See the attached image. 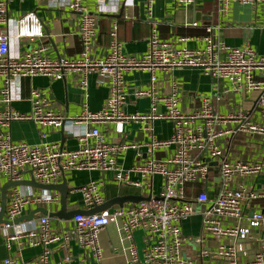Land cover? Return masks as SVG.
Wrapping results in <instances>:
<instances>
[{
  "label": "built area",
  "instance_id": "2783aa9c",
  "mask_svg": "<svg viewBox=\"0 0 264 264\" xmlns=\"http://www.w3.org/2000/svg\"><path fill=\"white\" fill-rule=\"evenodd\" d=\"M13 1L15 0H0V178L10 184L26 180L45 187L57 185L67 173L87 171L102 175L111 173L112 179L118 184L146 188L151 187L153 177L159 176L162 188L156 196L144 198L132 205L104 209L93 214L78 213L71 218L70 230L56 232L50 228L48 215L38 214L37 218H33L35 221H27L24 226L14 225L13 221L31 209L57 204L59 193L40 188L33 191L29 186H11L7 190L3 214L7 223L2 224L1 228L12 231H5L4 246L8 256L0 264H50V245H57L64 252L63 262L69 264L68 248L71 241L80 248L93 251L99 259L97 236L109 224H114L130 243L133 256L132 233L136 230L143 232V264H198V260H214L217 264H264V238L262 247L255 252L247 250L245 245V242L253 239L252 231L264 225V206L259 211H252L248 217L245 216L247 207L256 201H264V189L252 191L242 186L231 188L235 178L255 177L264 172V54L257 55L248 46L229 47L217 39L212 28L206 29V45L202 50L177 47L172 41L161 40L153 26L146 52L139 57L128 56L122 51L117 26L113 24L107 55L95 58L92 50L96 41L98 19L87 11L82 0H69V9L79 14L82 51L77 59H51L47 56L49 47L45 44L31 47L18 56H11L10 36L2 28L9 25L8 5ZM96 1L98 9H103L105 0ZM153 1L155 0H148V3ZM170 1L181 6H193L204 0ZM215 1L221 14L229 10L230 3L254 7L264 2ZM13 26L16 39L34 42L43 37L42 23L33 12L22 14ZM184 69H195L204 76L227 81L234 91L256 93L255 108L259 121L249 119L248 115L240 111L226 116L218 114L209 97L201 98L197 111L183 113L177 107L176 93L163 97L156 95L155 73L170 74ZM134 71L151 74L153 87L133 92L136 98L151 99V108L146 114H126L123 110L128 97L124 89V78ZM68 73L80 76L78 89L85 96L90 74L109 79L107 99L98 111L91 112L84 106L78 115L64 116L53 111L47 94L37 89L30 92L28 113H20L12 108L15 81L23 77L39 76L58 81ZM217 100L219 98L216 96L215 101ZM160 103L164 106V111H159ZM158 120H168L173 124L172 135L165 141H159L153 135V123ZM16 121H30L38 126H50L58 130L65 122L88 128L75 135L76 148L67 150L58 143L14 142L9 128ZM228 121L236 122L239 132L261 139L262 159L245 163L230 162L223 157L218 141L223 135L232 133L231 130L221 128ZM131 122L143 125L149 137L147 143L109 144L95 127H91ZM171 146L174 147L171 157L164 160L153 157L157 150ZM142 147L151 157L128 171L122 170L118 165L119 156L129 149L140 156L139 150ZM203 155L206 156V162L199 158ZM213 162L218 165L220 175V188L216 196L209 199L208 192L202 191L193 198L188 197L186 189L189 185L207 182L210 170L208 163ZM131 172L138 174L141 180L132 182L129 179ZM25 175L27 178H24ZM100 185L99 182L90 181L71 191L81 195L84 207L89 210L102 206L105 202ZM207 202L208 206L200 210V234L195 238L184 236L181 231L182 223L197 211L196 206ZM190 242L198 246L199 251L195 256L187 257L185 247ZM207 244H211V247ZM35 247H41L42 253L32 261L24 262L19 257L23 250Z\"/></svg>",
  "mask_w": 264,
  "mask_h": 264
},
{
  "label": "crops",
  "instance_id": "0c3cea01",
  "mask_svg": "<svg viewBox=\"0 0 264 264\" xmlns=\"http://www.w3.org/2000/svg\"><path fill=\"white\" fill-rule=\"evenodd\" d=\"M96 0H82L87 11L98 19L96 41L92 50L95 58H104L108 53L110 43V30L113 24L117 26V37L122 44V51L125 55L139 57L147 50V40L153 26L161 40L172 41L175 46L188 49L202 50L206 43V29L212 28L217 39L225 45L234 48L250 47L257 55L264 54V2L257 6H241L235 3L229 4V10L225 14L218 12V3L214 0H204L195 3L193 6H181L170 0H155L151 4L148 0H105V6L99 10ZM69 0H51L46 2L35 0H15L8 5L9 25L2 28L8 32L10 41V55L18 56L31 47L45 44L49 47L47 56L51 59L59 57L77 59L82 51L79 38V14L69 9ZM26 12L35 13L42 23L43 37L28 42L26 39L14 37V22ZM181 40V41H178ZM80 76L68 73L62 80L53 81L46 77H23L14 82L15 100L12 108L20 113L30 111V92L33 89L42 90L47 94L51 109L67 117L78 115L84 106L91 112L98 111L105 103L109 92V79L90 74L87 78L88 86L86 95L78 89ZM156 82L154 88L159 97L176 93L178 99L177 107L183 113H192L200 108V101L203 97L213 100V108L216 113L223 116L242 112L248 115L249 119L259 121L258 112L255 108L256 93H242L234 91L227 81H220L204 76L195 69L178 70L170 74L155 73ZM263 79V78H262ZM124 89L128 97L123 110L126 114H146L151 108L150 98H136L133 96L135 90H149L151 74L148 72L134 71L125 75ZM219 100L215 101V97ZM159 111H164V106L159 104ZM1 108V106H0ZM101 134L106 143H136L145 144L149 141L147 133L140 123L126 124H99L93 125ZM88 128V126H74L65 122L61 129H54L50 126H38L30 121H16L10 125L9 132L14 142L26 144H39L42 142L58 143L63 149L73 150L77 146L75 135ZM153 135L159 141L167 140L173 132V124L168 120H158L153 123ZM224 130H231L232 133L223 135L218 144L223 157L230 162H256L263 157L262 142L258 136H251L237 130L236 122L228 121L221 125ZM174 147L157 150L153 157L164 160L172 156ZM140 156H136L134 150H127L118 158V165L124 171L130 170L137 163L151 157L143 147L139 150ZM197 156V153H194ZM206 162V156H199ZM210 170L207 182L189 185L186 189L188 197H195L202 191L208 192V198L216 196L220 188L219 167L214 163H208ZM27 176L25 175L24 178ZM129 179L132 182L141 180L138 174L131 172ZM26 181V180H25ZM90 181L99 182L100 192L104 203L113 200H121V204H112L110 208L128 206L138 201L156 196L162 188V179L155 176L152 179L151 187H136L132 185L118 184L112 179L111 173L100 174L98 172H71L65 174L57 185H66L65 199L51 207H44L49 214L58 212L62 207L66 212L83 211L92 209L84 207L81 195L72 192L73 188H79ZM8 183L0 178V204L2 195L6 198ZM25 186V185H19ZM244 187L252 191L264 189V172L255 177L235 178L231 188ZM34 191L39 188L29 186ZM7 199V198H6ZM7 201V200H6ZM1 206V205H0ZM208 206L202 204L196 208V212L181 225L182 234L189 238H195L201 231L200 210ZM264 206V201H256L252 206L247 207L245 216L248 217L252 211H259ZM109 209V208H108ZM31 209L27 212L33 211ZM99 213V212H98ZM25 214V215H27ZM47 214L49 217L50 215ZM24 215V216H25ZM42 215V214H40ZM38 214H35L34 219ZM33 219V220H34ZM35 221V220H34ZM196 222L197 229L189 231L191 222ZM25 222L19 223L24 226ZM33 227L35 222L32 224ZM50 228L56 232L70 230L72 222L70 219L50 217ZM0 225V262L8 256L4 246L6 232ZM253 239L245 242L246 249L255 252L263 245L264 225L252 231ZM144 234L141 230L132 233V247L135 256L130 251V243L118 231L114 224H109L97 236L100 258L94 255L93 251L80 248L73 241L70 242L68 254L69 264H143ZM211 247V244H207ZM50 264H65L63 262L64 252L58 249L57 245H50ZM186 256H195L199 247L187 244L185 247ZM42 253L41 247L23 250L19 257L24 262L35 259ZM12 256H15L12 253ZM197 258V257H196ZM133 260H135L133 262ZM198 264H217L216 261L198 260Z\"/></svg>",
  "mask_w": 264,
  "mask_h": 264
},
{
  "label": "water",
  "instance_id": "95a60500",
  "mask_svg": "<svg viewBox=\"0 0 264 264\" xmlns=\"http://www.w3.org/2000/svg\"><path fill=\"white\" fill-rule=\"evenodd\" d=\"M19 185L33 186L35 188L46 189V190H58L61 193V200L62 201L65 199V196H66V185L65 184L51 185V186L42 187V186H39L35 182H32V181H22V182H18V183L8 184V187L19 186ZM115 203L121 204V200L120 201L119 200H113V201H110V202H106L102 206L96 207V208H94V209H92L91 211H88V212H83V211L66 212L64 207H62V209H60L58 212L49 214L48 211L45 208H36L33 211L29 212V214L14 220L13 224L17 225V224H19L21 222L31 221L34 218L35 214H42V215L49 214L50 217H57V218H61V219H70V218H72L74 215H76L78 213H85V214L98 213V212H100V211H102L104 209L110 208L111 205L115 204ZM0 205H1L0 206V225H2V224L7 223L3 219V214H4V211H5V207H6V198L3 195H2V201H1Z\"/></svg>",
  "mask_w": 264,
  "mask_h": 264
},
{
  "label": "rangeland",
  "instance_id": "374dc122",
  "mask_svg": "<svg viewBox=\"0 0 264 264\" xmlns=\"http://www.w3.org/2000/svg\"><path fill=\"white\" fill-rule=\"evenodd\" d=\"M27 178V177H26ZM196 229H197V224H196V222L194 221V222H191L190 223V226H189V231H187V232H195L196 231ZM186 236V235H185ZM189 244H192V245H194L193 244V242H190Z\"/></svg>",
  "mask_w": 264,
  "mask_h": 264
}]
</instances>
